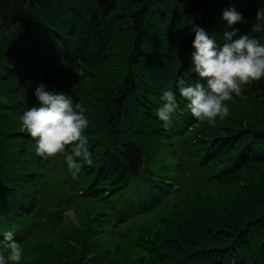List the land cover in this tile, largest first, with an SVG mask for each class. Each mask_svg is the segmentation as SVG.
Returning <instances> with one entry per match:
<instances>
[{
  "label": "trees",
  "instance_id": "obj_1",
  "mask_svg": "<svg viewBox=\"0 0 264 264\" xmlns=\"http://www.w3.org/2000/svg\"><path fill=\"white\" fill-rule=\"evenodd\" d=\"M135 1L138 8L133 10L131 6L127 7L130 11L127 14L122 9L123 15L120 16L112 8L110 0H18V5L28 3L27 10L16 6L7 8L6 1L0 0V9L3 8L0 10V88L19 94L20 114L32 106H40L34 95L40 84L46 85L49 92H63L73 102L76 100L77 85L88 74L93 53L97 55L100 45L110 40L109 33L102 31L100 21L110 27L111 23L121 20L127 24L129 19L127 27L132 35L133 30L136 34L141 31L140 37L134 33L133 42L129 40L127 47L125 46V52H130L131 60H135L136 69L131 68V61L128 62L121 83L104 99L102 114L90 120L84 130L88 141L86 147L93 163L90 166L83 165L81 172L73 178V182H79L80 174L88 172V186L80 190V193L95 196L101 191L100 196L105 198L103 203L107 205V210L97 222L98 227L107 223L118 224L147 210L162 198L166 190V186L163 187L166 181L162 176L170 179L168 173H164L161 166L155 164V161L159 163L158 156L152 157L149 146L143 139H139L148 120L157 123L154 130L158 131L153 135L158 134L160 144H172L176 138V143L182 142L184 145L182 154L174 156L182 157L187 163L185 166L181 161L176 162L179 163L177 170L184 166L186 169L199 167L205 171L210 165L216 164L212 179L228 181L253 163L264 165V125L258 126L254 122L251 123L255 126L252 134L239 129L244 134V139H240L243 142L240 149L236 146L237 142L233 145L226 144V141L234 140L235 134L224 133V141L207 137L214 135L212 132H202L194 149L189 150L187 141L181 134L192 122L194 126L200 121L191 115L187 101L179 96L176 88L180 78L189 85L204 83L192 71L191 54L194 52L192 43L195 36L191 32L192 26L204 29L220 47L226 42L225 32H231L235 28L240 30L239 34H244L250 25L249 37L264 44V19L257 20L260 22L252 26L253 20L264 8V0ZM228 8H235L241 13L244 22L228 25L222 19L223 11ZM179 9L181 13L178 12ZM154 16L159 20V28L157 31L154 27L152 32L147 31L151 26H148L147 19L152 21ZM257 25L259 31L256 30ZM95 47H98L97 50H94ZM119 54H123L122 47ZM58 59L61 65L56 63ZM110 83L112 84L111 81ZM168 89L176 94L178 108L173 114L172 123L165 129L163 122L156 116V111L162 103V91ZM262 96L264 77L242 86L241 95L233 94L231 100ZM2 117L0 256L6 257V232L12 231L13 239L19 244L31 229V225L27 224L32 216L42 212L44 219L49 217V220H55V212L60 210L45 207L41 203L44 202L43 198H37L40 202V208L37 209V200L29 189L28 179L24 177L27 173L21 169L19 160L38 168L46 160L51 163L57 159L62 164L61 173L65 177H71L65 156L71 154L72 145L66 146L65 151L56 156H38L36 141L30 134L24 129L13 131L6 128L9 123H1ZM257 122L264 124V120ZM12 138H15L16 145H12ZM227 145L233 148L222 163L220 157ZM33 146L35 150L32 149ZM97 181L100 182L99 185L93 186ZM242 223L244 226L240 231L235 230L227 235L234 226L228 224L223 228V234L203 245V248H216L213 250L215 253L201 258L194 252L190 262L185 259L187 262L180 264H264V208L260 214L250 215ZM236 236L238 237L234 239ZM235 240L239 242L236 243ZM219 241L225 242L219 244ZM163 262V256L158 255L150 264Z\"/></svg>",
  "mask_w": 264,
  "mask_h": 264
},
{
  "label": "rangeland",
  "instance_id": "obj_2",
  "mask_svg": "<svg viewBox=\"0 0 264 264\" xmlns=\"http://www.w3.org/2000/svg\"><path fill=\"white\" fill-rule=\"evenodd\" d=\"M5 1L7 8L15 6L22 10L28 8V3L18 5V0ZM110 3L120 16L123 15L122 9L126 10L127 14L130 12L127 7L131 6L133 10L138 8L135 0H110ZM175 10L177 11V8ZM181 10L178 12L181 13ZM262 19L264 8L255 19L256 22L253 20L252 26L260 22L257 20ZM128 21L127 24L124 20L113 22L110 27L99 22L102 31L106 30L109 33L110 40L100 45L97 55L93 52L98 47L92 51L88 74L77 85V96L74 101V104H81L88 122L102 114L104 99L121 83L128 62L131 61V68L136 69L135 60H131L130 52H125V46L127 47L129 40L133 42L134 33L140 37L141 31L136 34L133 30L132 35ZM147 22L148 26L151 25L147 31L152 32L153 27L154 30H158L159 20L155 16L152 21L150 18L149 21L147 19ZM249 30L250 25L244 34L249 35ZM121 47L123 54H119ZM56 63L61 65L60 59ZM249 98L225 102L229 114L223 119L217 117L214 125L199 122L193 126L192 122L181 134L187 141L189 150L194 149L202 132L203 134L212 132L214 135L207 137H216L224 141H226L224 133L235 134L234 140L226 141V144L233 145L237 142L236 146L240 149L243 143L240 139L241 137L244 139V134L239 131L245 130L252 134L255 128L251 125L252 122L258 123V126L264 125L257 122L264 120V96ZM20 106L19 94H12L0 88V117L3 116L1 123H9L6 128L13 131L23 129ZM156 124L148 120L147 126L141 130L139 139H143L149 146L152 157L158 156L159 163L155 161V164L160 165L164 173H168L170 179L162 176L166 181L163 185L166 186V190L162 198L147 210L132 215L118 224L107 223L98 227L97 222L103 217L107 205L103 203L105 198L100 196L101 191L95 196L80 193V190L88 186V172L86 174L82 172L79 182H73L72 176L65 177L61 173L62 164L57 159L51 163L46 160L38 168L19 160L21 169L27 173L24 177L28 179L29 189L37 200V209L40 208L37 198L44 199L41 203L46 205L45 207L60 208L55 212L57 216L55 220H49V217L44 219L42 212L32 216V220L27 224L31 225V229L23 242L19 243L23 253L19 264H150L158 255L163 256L165 264L185 263L187 262L185 259H189L190 262L191 254L194 252L201 258L215 253L213 250L216 248H203V245L223 234L225 226L234 224L227 235L235 230L240 231L244 226L242 221L248 219L250 215L255 216L262 212L264 165L253 163L228 181L212 179L216 164L210 165L205 171L199 167L186 169L184 166L177 170L176 166L179 163L176 162L181 161L185 166L187 163L182 157L174 156L182 154L184 145L182 142L176 143V138L172 144H160L158 134L153 135L158 131L154 130ZM12 141V145H16L15 138H12ZM231 145H227L221 155L222 163L231 152L233 148ZM32 149L35 150V146ZM192 156L193 159L194 155ZM99 183L97 181L93 186H98ZM220 242L225 241L218 243Z\"/></svg>",
  "mask_w": 264,
  "mask_h": 264
},
{
  "label": "clouds",
  "instance_id": "obj_3",
  "mask_svg": "<svg viewBox=\"0 0 264 264\" xmlns=\"http://www.w3.org/2000/svg\"><path fill=\"white\" fill-rule=\"evenodd\" d=\"M222 19L228 25L244 22L243 15L235 8L225 9ZM256 30H260L259 25ZM239 31L233 28L231 32H225L226 42L218 47L204 29L192 26L191 32L195 33L192 71L204 83L189 85L180 78L176 88L179 96L187 101L191 115L200 122L214 125L217 117L223 119L228 116L229 108L225 102L231 100L233 94L241 95L242 86L264 77V44L248 34H239ZM34 95L40 106H32L22 114L23 129L36 141L38 156H56L63 153L66 146L72 145L71 154L66 155L65 160L75 179L83 165L93 163L86 147L88 141L84 130L89 122L84 109L63 92H49L44 84L35 89ZM160 99L162 103L156 116L167 129L178 108L177 97L168 89L162 91ZM13 236L12 231L4 234L8 255L6 258L0 256V264H19L22 258V248Z\"/></svg>",
  "mask_w": 264,
  "mask_h": 264
}]
</instances>
